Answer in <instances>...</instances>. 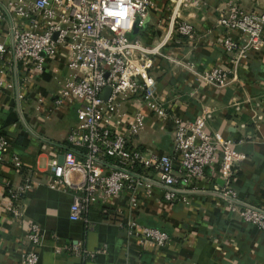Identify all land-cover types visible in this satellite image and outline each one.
<instances>
[{
	"label": "built area",
	"instance_id": "obj_1",
	"mask_svg": "<svg viewBox=\"0 0 264 264\" xmlns=\"http://www.w3.org/2000/svg\"><path fill=\"white\" fill-rule=\"evenodd\" d=\"M158 1L0 0V22L7 20V41H0V91L17 86L19 67L41 72L63 50L67 71L52 75L58 85L56 92L49 98L36 97L34 108L45 119L64 111L72 112L75 119L62 142L56 144L60 156L47 160L43 177L27 176L11 187L6 183L5 210L11 217L22 216L21 195L40 182L52 189L71 191L70 219L82 218L88 205L97 199L122 213L114 203L125 192L124 219L119 225L125 230L126 247L143 241L162 247L168 235L132 217L138 191L149 195L158 187L169 203L187 202L188 195L197 193L219 198L242 222L264 231V209L238 199L229 182L231 168L243 159V154L231 147V139L207 131L209 115L204 112L192 119L169 117L166 106L156 97L152 66L159 58L178 63L164 49L170 36L190 38L194 33L192 25L177 15V8L185 0L178 4L168 0L172 7L164 32L149 43L137 37L130 39L134 25H141L148 7ZM214 23L225 30L220 45L228 55L229 67L215 65L206 71H197L192 63L184 67L200 85L219 89L236 80L240 61L248 51L264 50V11L228 3ZM232 31L235 39L228 35ZM104 88L108 92L102 98ZM15 98H20L18 93ZM17 113L23 127L31 132ZM167 121L171 124V152H143L137 135L146 126H162ZM8 146L9 139L0 135V163ZM9 161L13 168L21 167L16 153ZM205 166L217 170L223 181L221 187L204 189L198 185L205 178ZM25 236L28 247L17 264H36L39 226L30 223ZM69 249L84 259L94 255L77 243ZM104 249L102 245L97 251Z\"/></svg>",
	"mask_w": 264,
	"mask_h": 264
},
{
	"label": "crops",
	"instance_id": "obj_2",
	"mask_svg": "<svg viewBox=\"0 0 264 264\" xmlns=\"http://www.w3.org/2000/svg\"><path fill=\"white\" fill-rule=\"evenodd\" d=\"M228 3L264 11V0H185L179 5L178 17L190 23L194 33L190 38L170 36L164 49L178 63L159 58L152 66L156 97L166 106L169 117L192 119L199 112L209 115L207 131L229 137L231 147L243 154L231 168L229 179L237 198L264 209V50L248 51L240 61L236 80L219 89L200 85L184 67L185 63H192L197 71L215 65L229 67L228 55L220 45L225 30L214 23ZM170 6L168 0L151 4L144 22L133 27L135 37L149 43L159 34L162 23L165 29ZM228 35L237 37L233 31ZM6 36L7 20L0 22V41H7ZM65 56L60 50L41 72L19 67L17 86L0 91V135L9 139L0 163V264L18 263L28 247L25 233L30 223L37 224L41 234L36 264H264V231L242 222L225 201L205 193L188 195L187 202L169 203L158 187L149 195L138 191L132 217L165 232L168 240L162 247L149 241L126 247L125 230L119 225L124 219L125 192L113 202L122 213L97 199L88 205L82 218L70 219L71 191L52 189L40 182L21 195L20 218L6 212L7 188L22 183L27 176L44 175L47 160L61 154L56 144L75 123L70 111L45 119L34 108L36 97L45 99L56 92L58 85L52 75L67 71ZM17 110L31 132L23 127ZM170 129L169 121L162 126H146L136 141L143 152L170 153ZM12 153L20 157L18 169L9 163ZM203 171L200 187L222 186L215 168L205 166ZM74 243L94 255L84 259L71 253L69 247ZM102 245L104 251L98 252Z\"/></svg>",
	"mask_w": 264,
	"mask_h": 264
},
{
	"label": "rangeland",
	"instance_id": "obj_3",
	"mask_svg": "<svg viewBox=\"0 0 264 264\" xmlns=\"http://www.w3.org/2000/svg\"><path fill=\"white\" fill-rule=\"evenodd\" d=\"M181 1H183V0H181ZM172 7V5L169 7V11H170V8ZM241 9H245V8H243L242 6H239ZM247 10V9H246ZM167 20V19H166ZM159 23V22H158ZM165 27V23L163 24L162 23V27L160 28V31H159V34H161L162 32H164V30L165 29H163ZM158 34H156L155 35V37L157 36ZM135 32H131V34H129V37H130V39H133V38H135Z\"/></svg>",
	"mask_w": 264,
	"mask_h": 264
},
{
	"label": "water",
	"instance_id": "obj_4",
	"mask_svg": "<svg viewBox=\"0 0 264 264\" xmlns=\"http://www.w3.org/2000/svg\"><path fill=\"white\" fill-rule=\"evenodd\" d=\"M107 92H108V88H104V89L102 90L101 97H102V98H105L106 95H107Z\"/></svg>",
	"mask_w": 264,
	"mask_h": 264
}]
</instances>
